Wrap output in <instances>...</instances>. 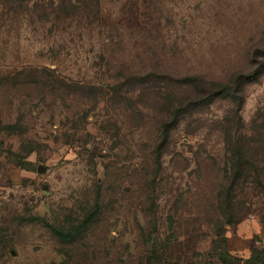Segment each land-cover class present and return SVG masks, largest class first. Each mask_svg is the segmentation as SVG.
<instances>
[{"label": "rangeland", "instance_id": "obj_1", "mask_svg": "<svg viewBox=\"0 0 264 264\" xmlns=\"http://www.w3.org/2000/svg\"><path fill=\"white\" fill-rule=\"evenodd\" d=\"M0 264H264V0H0Z\"/></svg>", "mask_w": 264, "mask_h": 264}, {"label": "trees", "instance_id": "obj_2", "mask_svg": "<svg viewBox=\"0 0 264 264\" xmlns=\"http://www.w3.org/2000/svg\"><path fill=\"white\" fill-rule=\"evenodd\" d=\"M249 79H251V77L250 76H247L246 77V82L247 81H249ZM229 94H228V92H227V90H226V87H219L218 88V90L217 91H215V92H212L211 94H209V96L208 97H206L205 99H204V101L205 102H210L213 98H215L216 96L218 97H220V96H228ZM232 97H234L235 99H236V101H237V107H238V109H240L241 108V106H242V104H243V101H244V98H243V96H241V94L239 95V94H236V95H233ZM235 155L237 156V159H238V156L241 158V161H242V163L244 164V162L246 163V161H245V159H244V156H242V155H238V154H236L235 153ZM233 159H236V157H233ZM239 161V160H238ZM242 163H240V161L238 162V165H237V167L239 168V170L241 171V170H243V169H246V167H244V165L242 164ZM236 166V165H235ZM240 177H242V171H241V173H239L236 177H235V179H237V178H240Z\"/></svg>", "mask_w": 264, "mask_h": 264}, {"label": "water", "instance_id": "obj_3", "mask_svg": "<svg viewBox=\"0 0 264 264\" xmlns=\"http://www.w3.org/2000/svg\"><path fill=\"white\" fill-rule=\"evenodd\" d=\"M21 168L27 169V170H33V169H35V166L33 164H30L27 161H22L21 162ZM46 169L47 168L45 166H42V165H39L37 168L38 172H40V173L44 172Z\"/></svg>", "mask_w": 264, "mask_h": 264}]
</instances>
